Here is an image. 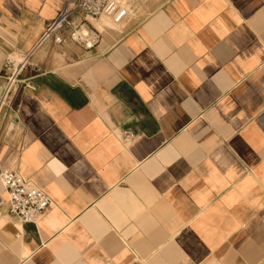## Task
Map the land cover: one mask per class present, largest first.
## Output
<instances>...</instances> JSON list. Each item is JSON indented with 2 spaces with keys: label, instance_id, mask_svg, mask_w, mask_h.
I'll return each mask as SVG.
<instances>
[{
  "label": "crops",
  "instance_id": "crops-1",
  "mask_svg": "<svg viewBox=\"0 0 264 264\" xmlns=\"http://www.w3.org/2000/svg\"><path fill=\"white\" fill-rule=\"evenodd\" d=\"M65 2L0 0V167L52 199L0 210V264H264V0L77 11L59 44Z\"/></svg>",
  "mask_w": 264,
  "mask_h": 264
},
{
  "label": "built area",
  "instance_id": "built-area-1",
  "mask_svg": "<svg viewBox=\"0 0 264 264\" xmlns=\"http://www.w3.org/2000/svg\"><path fill=\"white\" fill-rule=\"evenodd\" d=\"M136 0H66L62 10L55 21L48 27L45 36L53 35L56 43H62L63 38L58 33L65 26L73 27L71 16L80 11L92 18L105 17L114 24H123L132 17L134 2ZM72 38L79 39L72 34ZM92 42L87 45H91ZM23 64L16 69L14 60H7L9 74L5 78V84L0 89V114L10 106L12 93L18 84L19 73ZM17 62V61H16ZM29 88L32 86L25 83ZM127 137L130 135L127 134ZM0 185L6 196L0 193V210L7 206L9 213L22 223H33L39 220L41 215L52 203L51 196L45 188L38 186L33 180L27 179L16 171L2 169L0 167Z\"/></svg>",
  "mask_w": 264,
  "mask_h": 264
},
{
  "label": "bare ground",
  "instance_id": "bare-ground-1",
  "mask_svg": "<svg viewBox=\"0 0 264 264\" xmlns=\"http://www.w3.org/2000/svg\"><path fill=\"white\" fill-rule=\"evenodd\" d=\"M103 23H105V24H107V25H114V23H112V21L109 20L108 18H106L105 20H103ZM101 24H102V22H101ZM82 31H83V30H82ZM80 36H81V35H80ZM20 60H21V59H20ZM22 64H23V59H22V61H21L19 64H17L16 69L19 70V68L21 67Z\"/></svg>",
  "mask_w": 264,
  "mask_h": 264
},
{
  "label": "rangeland",
  "instance_id": "rangeland-1",
  "mask_svg": "<svg viewBox=\"0 0 264 264\" xmlns=\"http://www.w3.org/2000/svg\"><path fill=\"white\" fill-rule=\"evenodd\" d=\"M106 18H103V20H105ZM113 23V22H112ZM17 59V62H16V66H17V64H19L21 61H22V59L20 58V57H17L16 58ZM21 59V60H20Z\"/></svg>",
  "mask_w": 264,
  "mask_h": 264
}]
</instances>
